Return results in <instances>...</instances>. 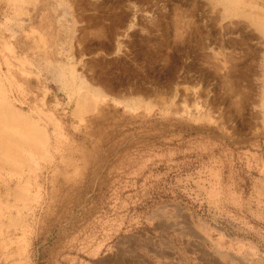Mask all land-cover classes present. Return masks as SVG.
<instances>
[{
	"label": "rangeland",
	"instance_id": "rangeland-1",
	"mask_svg": "<svg viewBox=\"0 0 264 264\" xmlns=\"http://www.w3.org/2000/svg\"><path fill=\"white\" fill-rule=\"evenodd\" d=\"M8 1L42 87L0 53V264H249L199 219L236 236L264 157V0Z\"/></svg>",
	"mask_w": 264,
	"mask_h": 264
},
{
	"label": "crops",
	"instance_id": "crops-1",
	"mask_svg": "<svg viewBox=\"0 0 264 264\" xmlns=\"http://www.w3.org/2000/svg\"><path fill=\"white\" fill-rule=\"evenodd\" d=\"M1 1L2 15L12 14L15 6L8 0ZM1 26L2 24L0 31ZM0 53L6 59L9 78L11 77L15 83L24 81L26 84L21 88L23 97L37 96L41 90L42 82L31 65L34 64V54L31 56L30 51L28 53L26 50L20 49L10 35L2 32H0ZM16 87L20 88L18 85ZM262 160L264 157L256 166L259 171L256 176H252L253 179H247L248 194L235 190L226 195L228 205L225 210L226 215L236 222L240 230V232H236V236L230 239L227 237V234L230 235L228 230L219 227L216 223L212 225L207 219H199L201 220L199 222L205 223L211 231L208 234L211 246L216 250H225V252L222 251V255L230 257L234 262L245 263L247 261L249 264H263L264 261V164ZM250 181L251 184H249ZM222 199L223 193L222 196L218 193L216 198L210 201L212 203L215 201L217 205L218 203L223 205Z\"/></svg>",
	"mask_w": 264,
	"mask_h": 264
},
{
	"label": "bare ground",
	"instance_id": "bare-ground-1",
	"mask_svg": "<svg viewBox=\"0 0 264 264\" xmlns=\"http://www.w3.org/2000/svg\"><path fill=\"white\" fill-rule=\"evenodd\" d=\"M7 114H8V113H7ZM13 116H14V115H13ZM13 116H12V117H13ZM18 120H19V119H18ZM0 125H1V124H0ZM11 125H12V124H11ZM18 125H19V124H18ZM4 126H6V125H4ZM15 126H16V125H15ZM7 128H8V127H7ZM1 129H2V128H1Z\"/></svg>",
	"mask_w": 264,
	"mask_h": 264
}]
</instances>
